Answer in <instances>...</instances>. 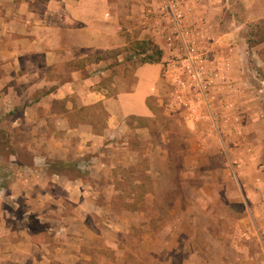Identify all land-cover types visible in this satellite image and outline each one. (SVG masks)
Instances as JSON below:
<instances>
[{
    "label": "crops",
    "instance_id": "obj_1",
    "mask_svg": "<svg viewBox=\"0 0 264 264\" xmlns=\"http://www.w3.org/2000/svg\"><path fill=\"white\" fill-rule=\"evenodd\" d=\"M129 1L130 10L128 0H119L125 6L117 10L111 0H0V138L6 131L26 135L0 140L11 148L5 158L0 154V264H129L131 257L135 264H161L160 234L129 233L144 228L139 215L107 220L120 233L117 239L113 230L98 233L87 219L101 208L87 197L88 189L95 190L97 180L108 179L116 166L135 163L129 138L145 130L142 123L154 117V108L181 119L194 135L184 161L222 157L229 170L222 174L235 183L227 199L242 211L205 221L199 248H190L187 239L175 243L171 228L163 264H264V0H181L199 50L217 61L228 80L206 106L201 99L179 104L164 78L170 53L165 34L172 29L162 1ZM127 33L162 51L157 64L139 61L131 83L111 66L127 62ZM111 51L118 54L115 60L102 57ZM99 108L106 119L97 132ZM86 112L87 121L68 122ZM73 140L76 153L69 158ZM20 152L28 156L27 166ZM55 161L78 168L85 162L93 185L51 171ZM226 226L232 231L225 241ZM131 240L133 250L124 243ZM147 241L151 250H145Z\"/></svg>",
    "mask_w": 264,
    "mask_h": 264
},
{
    "label": "rangeland",
    "instance_id": "obj_2",
    "mask_svg": "<svg viewBox=\"0 0 264 264\" xmlns=\"http://www.w3.org/2000/svg\"><path fill=\"white\" fill-rule=\"evenodd\" d=\"M111 1L117 6V10L125 6V2L120 3L119 0ZM160 1L163 0H146V4L157 6ZM128 2L127 9L130 10L132 2L129 0ZM135 4L138 8L144 5V3ZM154 8L156 9V7ZM127 34L129 35L127 37L128 43L134 42V38L131 37L133 35ZM116 55H118L116 51H111L105 53L102 57H110V60H115ZM130 56L131 53L125 56L127 62H124L123 66L120 67L117 66L118 63L111 61V66L115 67L114 72L117 74L122 73L129 83L134 81L135 68L140 64L139 58L128 59ZM260 101L264 103V98ZM99 109L96 110L97 113L93 124L97 132L102 130L106 119L105 114ZM153 112L154 117L142 123L145 130L135 134L133 137L131 135V139L129 138L132 149H135L133 150V156H137L136 158L134 157L135 163L127 168L124 165L116 166L111 170V174L108 171V179L101 178L97 180L96 184H94L95 190H92L94 188L88 189L90 193L87 197L101 206V208L98 209V214L89 213L87 219L96 225L94 228L98 233L113 230L112 234L117 239V234L120 233H116L113 228L107 227V220L111 217L113 221L115 220V223L116 221L119 222L121 218L132 219L139 215L144 220L141 223L144 228L132 227L129 229V233L133 235L132 237L138 234V236L144 235L145 238L151 233L153 235L160 234L159 261L163 264L168 258V235L171 233V228H175L177 236L175 243L177 241L183 242L184 239H187L192 242L189 243L190 248H199L201 246L199 230H201V227L204 228L205 221L215 220L216 218L224 219L228 217L227 215L236 217L242 211L232 206V198L227 199V197H232L230 193L233 188L235 189V183L230 177L225 178L224 173L222 174L223 171L229 172L228 168L223 165L222 157L213 154L209 156V161L202 163L187 161V159L184 161V156L188 155L187 140H193L194 135L184 130L181 119L169 118L158 108H154ZM88 115L87 112L86 115H71L68 117V122L73 124L83 119L87 121ZM16 133L15 131L11 133L6 131V135L0 140L9 138L10 134L11 138L26 136L24 133ZM75 143L76 141L74 140L70 142L67 152L69 158L75 157ZM114 147V150L105 148L104 151L106 152V150L110 149L109 153L111 154L115 152ZM9 151H11V148L7 149L0 145L1 158H5ZM21 152L23 159L21 158L20 160L19 157L18 159L27 166L29 162L28 156ZM57 162L50 163L49 169L58 171ZM79 164V169L83 172L82 181L85 183L84 185L86 187L93 185V180L89 177L88 170H83L87 164L85 162ZM73 171L70 170L67 176H76ZM200 172L206 175L204 179L199 178ZM109 187L111 188L110 193L107 191ZM93 191L95 192L94 194L92 193ZM149 191L151 193H148ZM239 196L241 199V195ZM216 202L221 206L224 205L226 211L219 210V206L216 207L215 205ZM66 203L67 201L64 199L63 205L68 208ZM116 214H120L122 217L119 218ZM193 221L196 224L195 226H191L194 224ZM224 231L226 241L232 230L226 226ZM209 232L211 233L209 235L215 236L214 228H209ZM128 237H130L129 234ZM148 240L151 239L149 238ZM124 243L129 246L130 250H133L136 245L134 240L124 241ZM145 244V250H151L148 247L151 246V242L147 241ZM128 262L129 264H135V259L131 257ZM196 262L199 261L192 258V263Z\"/></svg>",
    "mask_w": 264,
    "mask_h": 264
},
{
    "label": "built area",
    "instance_id": "obj_3",
    "mask_svg": "<svg viewBox=\"0 0 264 264\" xmlns=\"http://www.w3.org/2000/svg\"><path fill=\"white\" fill-rule=\"evenodd\" d=\"M162 11L172 29L165 34L170 53L164 65V78L170 81L179 104L187 106L189 100L201 99L206 106L212 93L228 85L224 70L199 50L194 37L197 35L185 17L181 0H163Z\"/></svg>",
    "mask_w": 264,
    "mask_h": 264
},
{
    "label": "trees",
    "instance_id": "obj_4",
    "mask_svg": "<svg viewBox=\"0 0 264 264\" xmlns=\"http://www.w3.org/2000/svg\"><path fill=\"white\" fill-rule=\"evenodd\" d=\"M126 51L131 53V56L139 58L142 64H157L161 61V58H162L161 49L149 41L131 42L128 45ZM56 167L59 169L58 171H56L58 173L67 174V173H70V170H74L73 173L74 175H76L74 176V178L82 179L83 177L82 176L83 172H81L80 169L77 168V163L57 162ZM87 169H88V166H84L83 170L87 171Z\"/></svg>",
    "mask_w": 264,
    "mask_h": 264
}]
</instances>
